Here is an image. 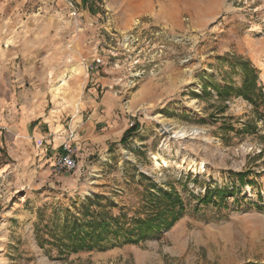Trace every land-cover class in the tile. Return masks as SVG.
Masks as SVG:
<instances>
[{"label":"rangeland","instance_id":"374dc122","mask_svg":"<svg viewBox=\"0 0 264 264\" xmlns=\"http://www.w3.org/2000/svg\"><path fill=\"white\" fill-rule=\"evenodd\" d=\"M11 1V30L54 14L69 54L48 78L49 124L31 133L51 145L3 137L0 264H264V109L235 93L222 100L215 87L242 83L226 55L249 59L264 87V0H73L76 16L68 0ZM81 79L95 105L80 103ZM64 142L78 168L56 172ZM172 188L187 208L161 238L77 252L55 240L89 198L132 217L149 193ZM222 188L215 204L198 202Z\"/></svg>","mask_w":264,"mask_h":264},{"label":"crops","instance_id":"0c3cea01","mask_svg":"<svg viewBox=\"0 0 264 264\" xmlns=\"http://www.w3.org/2000/svg\"><path fill=\"white\" fill-rule=\"evenodd\" d=\"M11 2L0 0V147L4 146L3 137L7 138L8 135L36 139L41 135L43 143L45 141L51 145L52 141L42 136L43 133L35 131L34 136L31 133L36 121L49 124L44 117L43 106L52 102L51 95L55 88L48 84V78L51 81L59 73V61L69 53L61 46L60 22L54 14L29 19L25 21L24 28L11 30ZM86 20L91 23L95 21L93 17ZM86 50L89 52L80 49L77 54L82 58H92V50ZM87 83V79H81L79 85L80 103L84 107L96 103L93 96L83 100ZM23 85L25 89H21ZM106 97L103 102L107 100Z\"/></svg>","mask_w":264,"mask_h":264},{"label":"trees","instance_id":"16d2710c","mask_svg":"<svg viewBox=\"0 0 264 264\" xmlns=\"http://www.w3.org/2000/svg\"><path fill=\"white\" fill-rule=\"evenodd\" d=\"M226 57L231 66L242 70V83L236 87L234 82L229 80L224 86L215 85L218 97L227 100L235 93L253 104L256 110L260 107L264 109V87L259 82L258 68L247 58L236 55H226ZM207 87L205 93L209 95L211 92ZM134 130L135 128L127 130L122 141L126 142ZM246 177V174H241L240 182L245 183ZM227 192L226 188L209 190L204 196L198 197V202L215 204V195L221 196ZM98 198L100 197L96 195L95 199ZM255 205L260 207L259 204ZM94 206L93 199L89 198L83 205L84 218L75 217L65 220L61 226V233L55 235V240L59 244L62 243L61 249L73 252L104 250L128 243L137 244L151 238H161L164 232L173 227L183 216L187 208L175 188L170 191L149 193V201L144 205V212L132 217L127 214L113 215L105 209L96 210Z\"/></svg>","mask_w":264,"mask_h":264},{"label":"built area","instance_id":"2783aa9c","mask_svg":"<svg viewBox=\"0 0 264 264\" xmlns=\"http://www.w3.org/2000/svg\"><path fill=\"white\" fill-rule=\"evenodd\" d=\"M68 3L71 6V9L74 10L72 11V15L76 16L77 12L75 11L76 5L74 1L68 0ZM99 60L100 59L94 60V63H96V65L94 66V64H92L91 65L92 69L99 70L102 67L103 62L102 61L99 62ZM53 165L56 172L73 171L78 168V161L76 159V149L72 145V143H67V142L63 143V152L55 157Z\"/></svg>","mask_w":264,"mask_h":264},{"label":"bare ground","instance_id":"6f19581e","mask_svg":"<svg viewBox=\"0 0 264 264\" xmlns=\"http://www.w3.org/2000/svg\"><path fill=\"white\" fill-rule=\"evenodd\" d=\"M194 130H197V129L194 128ZM180 132H181L183 135L187 133L186 130H184V129H181ZM154 159H155V161H156V164H158L159 162H158V157H157V155H155ZM165 163H167L166 160H165Z\"/></svg>","mask_w":264,"mask_h":264}]
</instances>
